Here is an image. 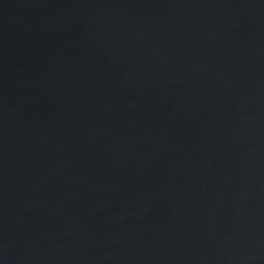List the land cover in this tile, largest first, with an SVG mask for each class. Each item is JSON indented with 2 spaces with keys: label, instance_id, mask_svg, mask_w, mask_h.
Segmentation results:
<instances>
[{
  "label": "water",
  "instance_id": "95a60500",
  "mask_svg": "<svg viewBox=\"0 0 264 264\" xmlns=\"http://www.w3.org/2000/svg\"><path fill=\"white\" fill-rule=\"evenodd\" d=\"M0 264H264V0H0Z\"/></svg>",
  "mask_w": 264,
  "mask_h": 264
}]
</instances>
